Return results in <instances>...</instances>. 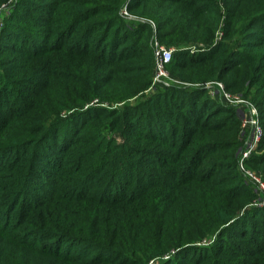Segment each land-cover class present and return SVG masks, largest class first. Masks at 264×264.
I'll return each instance as SVG.
<instances>
[{"label":"trees","instance_id":"16d2710c","mask_svg":"<svg viewBox=\"0 0 264 264\" xmlns=\"http://www.w3.org/2000/svg\"><path fill=\"white\" fill-rule=\"evenodd\" d=\"M3 6L0 264H264L237 110L196 85L242 92L264 129V0ZM154 36L179 85H153Z\"/></svg>","mask_w":264,"mask_h":264},{"label":"built area","instance_id":"2783aa9c","mask_svg":"<svg viewBox=\"0 0 264 264\" xmlns=\"http://www.w3.org/2000/svg\"><path fill=\"white\" fill-rule=\"evenodd\" d=\"M6 9H7L6 6L0 8V31L4 26V16ZM121 14L127 19L137 20L135 16L131 15L128 12L127 7H123V9L121 10ZM150 23L155 28L154 23L153 22ZM153 41H154L153 50H154V58H155L153 85L161 84L163 86H170L173 81H177L171 76V73L168 68V65L173 57L174 48L161 43L160 40L157 38V36H154ZM212 83L214 84V86H216L217 89H219L221 96L225 98L226 101H228L227 103L232 104L233 102L242 101L239 97L234 96L233 94L227 92L222 82L214 81ZM196 85H201V84H196ZM201 86H204L206 89L210 90L209 89L210 85L208 83ZM243 125L249 126L252 129L250 139L248 140L246 146L243 148L239 159V167L246 170L248 160L251 158L253 153L257 151L258 146L264 134V129L261 122L260 114L258 113L257 109L254 106H252L251 117L248 120H244ZM246 173H247V178L254 185H256L258 189H260L264 193V179L262 178V176L250 170H246ZM254 202L259 207L264 206V196L262 198H259L258 200L256 199Z\"/></svg>","mask_w":264,"mask_h":264},{"label":"rangeland","instance_id":"374dc122","mask_svg":"<svg viewBox=\"0 0 264 264\" xmlns=\"http://www.w3.org/2000/svg\"><path fill=\"white\" fill-rule=\"evenodd\" d=\"M9 9H8V12H7V14L9 13ZM138 21H141V22H147L148 20H150V19H148V18H146V17H135ZM223 23H224V21H223ZM221 36V34L219 35V37ZM172 76V75H171ZM173 77V76H172ZM214 81H219V80H209V81H206L205 83H196V84H201V85H204V84H206V83H208L209 85H210V87H209V89L210 90H208V92H209V95H210V97H212L213 99H215L216 101H221V102H223V103H225V104H228V105H233L234 106V108L237 110V113H238V116H239V118H240V121H241V139H242V141H243V143H244V147L246 146V144H247V142H248V140L250 139V135H251V131H252V129H251V127H249V126H244L243 125V121L244 120H248L250 117H251V110H252V106H254L256 109H257V111H258V113L260 114V110H259V108H258V106L250 99V98H248V97H246V96H244V94L242 93V92H235V91H230V90H228L227 88H226V86H225V84H224V87H225V90L227 91V92H229V93H231V94H233L234 96H237V97H239L242 101H240V102H233L232 104H229V103H227L228 101H226V99L225 98H223L222 96H221V93H220V91H219V89H217L216 88V86H214V84L212 83V82H214ZM220 82H222V83H224L223 81H220ZM173 84H175V85H179L180 83H178L177 81H173L172 83H171V85L170 86H173ZM155 87V86H154ZM153 87V88H154ZM198 87V86H197ZM155 89V88H154ZM92 103H95V104H98V103H100L101 105H103V106H108L107 105V103H105V102H99V100L97 101V100H94ZM116 106V105H115ZM64 115H66V113L64 114ZM260 117H261V115H260ZM109 135H113V136H115L116 138H118V139H120V137L118 136V135H116V134H114V133H110L109 132ZM239 166V165H238ZM246 170H250V171H252V172H254V173H256V174H258V175H260V176H262V178L264 179V172H262L261 170H259L258 168H255V167H253L252 165H250V162H248L247 163V166H246ZM246 170H244V169H242L241 167H239V171H240V173H241V175L243 176V178H244V180H245V182L247 183V184H249V186L254 190V192L256 193V198H255V200L257 199H259V198H262L263 196H264V193L260 190V189H258L257 187H256V185H254L248 178H247V173H246ZM255 200H253L252 201V203H251V205H250V207L251 206H255V207H259L258 205H256L255 204ZM210 234H207V235H205V237L206 236H209ZM215 235H213V237H214ZM204 238V237H203ZM214 239H215V237H214ZM214 239L212 238V239H207V240H203V241H201L199 244H197L198 242H195L196 243V245H199V246H202L203 245V247H209V246H211V244L214 242ZM201 244V245H200ZM198 254V252L196 253V252H194L193 253V255H191V256H193V257H196V255Z\"/></svg>","mask_w":264,"mask_h":264}]
</instances>
